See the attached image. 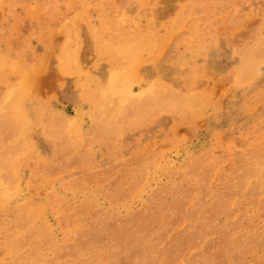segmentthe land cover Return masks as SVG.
<instances>
[{
    "label": "rangeland",
    "instance_id": "374dc122",
    "mask_svg": "<svg viewBox=\"0 0 264 264\" xmlns=\"http://www.w3.org/2000/svg\"><path fill=\"white\" fill-rule=\"evenodd\" d=\"M90 1V5L53 13L42 12L35 0L0 5V55L10 56L0 66V110L8 95L29 83L25 105L29 114L22 124L34 147V154L17 157V173L14 179H8V193L0 196V262L8 253L10 264H56L52 259L55 246L76 239L79 232L86 236L97 232V225H85L93 222V216L102 225L101 235L119 226L109 225L108 218L115 216L114 212L133 225L132 219L147 213V205L155 196L175 181L178 183L177 177L173 180L166 173L169 168H162L192 166L208 149L222 163L207 187L215 192L233 162L225 155L231 149L241 150L246 143L264 139L258 125L264 124V62L260 58L254 61L244 83H240L239 71L248 59L250 46L264 35V0ZM97 7L108 19L127 18L129 25L117 30L124 33L120 41L123 51L99 53V42L104 46L109 43V26L108 19L103 21L97 13ZM173 20H180L182 28L165 43L161 32ZM151 26L157 32L154 45L161 46L155 54L148 47ZM191 43L203 49L188 65L178 64L179 57H191L186 51ZM75 50L83 54L80 64L69 57V52ZM111 73L131 82L128 94L132 97L157 88V97H150L147 109L142 110L148 113L130 118L111 146L98 144L86 151L78 146L81 136L75 135L65 144L67 161L62 163L60 158L47 155L53 142L44 137L33 109L39 103L51 106L67 117L66 132L74 131L72 127L78 124L79 131L87 135L94 130L90 113L95 109L90 99L83 98L96 93ZM255 73L257 77L253 78ZM158 79L165 81L168 89ZM191 85L199 88L187 92L196 94L197 102L185 112L171 110L167 104L185 96ZM125 99H121V106ZM199 99L204 102L197 105ZM102 100L108 101L109 97ZM99 117L107 134V129L114 133L111 126L115 123L124 124L125 114L109 115L105 111ZM137 173L141 179L133 183ZM120 186L124 189L122 201H115ZM163 198L173 200L165 193ZM187 200L181 194L176 208L164 213L165 222L173 220L169 233L176 253L173 257L156 256L152 264L176 260L180 264H242L241 259L245 264H264L263 210L254 211L247 223L253 233L239 235L245 242L240 245L241 254L235 250L226 252L224 237L213 234L202 248L185 257L183 248L188 236L201 225L192 223L184 228L179 223ZM30 215L35 217L24 226L23 220ZM42 225L50 229V234L36 239L34 234L43 229ZM8 235L15 246L1 242ZM104 251L111 250L106 247ZM202 254L212 256L213 262L206 258L200 261ZM74 258L68 254L60 264H76Z\"/></svg>",
    "mask_w": 264,
    "mask_h": 264
},
{
    "label": "bare ground",
    "instance_id": "6f19581e",
    "mask_svg": "<svg viewBox=\"0 0 264 264\" xmlns=\"http://www.w3.org/2000/svg\"><path fill=\"white\" fill-rule=\"evenodd\" d=\"M35 1L38 2L37 6L43 9L41 10L42 12L48 11L52 13L57 10H65L68 7L74 9L76 5H90L92 3L90 0ZM5 2L16 5L23 3L24 0H0V5ZM36 11L40 12L39 10ZM96 11L103 21L108 19V15L102 13L103 10L100 7H97ZM151 21H154V16L152 15ZM125 25H129V22H127V18L124 16L120 18L110 17L108 19L109 29L106 34V39H108L109 43L107 46H104L99 42L98 50L100 54L112 50L118 52L123 51L120 41L124 38V33L118 32L117 30L123 29ZM169 25L165 32H161L165 37V43L169 42L168 40L171 38V35L182 28V22L180 20H173L169 22ZM89 31L91 30L89 29ZM149 34L152 37V41L148 47L153 53L155 51L157 53V48L161 47L160 44L154 45L157 32L152 29ZM137 42L139 43L140 40ZM173 47L175 49V46ZM201 49H203L201 45L198 47L197 43H191L186 48V51L190 52L191 57H179L177 60L178 64L188 65L192 61V58L198 56V51ZM153 53L152 55L155 54ZM248 53L247 61L244 60L242 62L239 70L240 83L247 81L246 79L251 70L250 67L257 58H260L264 62V35L260 37L257 44L250 46ZM80 55L82 56L83 54L76 50L69 52V57L76 64H80L82 61ZM7 59L9 61L10 56L0 55V66ZM8 65H10L9 62ZM252 77H257V74L255 73ZM158 80L162 83L163 87L168 89L165 81ZM28 84H25L22 89L8 95L3 100L2 110H0V196L3 193H8V179H14L17 173L16 168L19 159L17 157L34 154V147L31 145L32 142L24 131L26 126L22 124L29 114V109L25 108L31 89ZM131 85V82L124 81L120 75L111 73L106 83L98 88L96 93L87 98H83V100L90 99L95 109L93 114L90 113L94 130L87 135L79 131L78 127H76L78 124L72 127L75 129L74 131L66 132L64 128H68V126L64 121H68L67 117L55 112L51 106H47L46 104L41 106L42 103H39L33 109V117L43 127L44 137L53 142V149H50L47 155L54 157L56 160L60 158L59 161L62 163L67 161L69 153L65 144L69 143L75 135L81 136L78 146L80 149H86V151H92L93 147L98 144L113 145L114 141L118 139L121 130L127 127L128 120L136 115L147 114L148 111L142 110L147 109L148 99L150 97H157L158 95L157 88H153L142 92L139 96L132 97L128 94L131 90ZM198 89V86H189L188 90L184 93L186 95L182 98L176 97L177 101L167 104L168 107L178 112L187 111V107L197 102L195 100L196 94L189 95L187 92ZM104 97H109V100L103 101L102 98L104 99ZM124 97L127 100L125 99L126 103L121 106V99ZM201 100L204 102L203 99ZM201 100H198L197 105L201 104ZM10 109H13V112ZM105 111L109 112V115H115L117 112H123L125 114L122 120L124 124L120 125L119 123H115L111 126L114 129V133L110 129H107V134H105L101 126L102 121L99 116ZM60 118L63 121L62 123ZM25 125L27 124L25 123ZM258 125H260V130L264 132V124L259 123ZM188 150L186 149L187 153H190L191 151L188 152ZM200 157L202 158L201 161L192 166L188 165L186 167L172 169L170 165H165L162 168L164 171L169 168L170 170L166 171V173L171 175L170 177L173 180L177 177L179 179L178 183L175 181L172 187L164 188L158 196H155L147 205V213L139 214L132 219L134 222L133 225H130L122 217L118 218L117 213L114 212L115 216L108 218L109 225L116 224L119 226H113L109 233L101 235L100 230L102 225L100 222H96L98 220L93 216L90 218L93 222H88L85 225H97V232H92L88 236L85 235L86 233L81 234L79 232L76 235V239L67 240L64 245L55 246L52 249L53 261L56 264L63 263L65 262V256L68 254L75 257L76 264H152V259L156 256L160 257L165 254L173 257L176 253L175 249H177L175 246V249L171 248L172 236L169 231L171 230L173 220L165 222L166 217H164V213L166 214L167 211L176 208L181 194L188 200L183 205L185 213L183 218L179 220V223L184 228L190 225L192 226V223L201 224L198 230L193 231L188 236L190 238L183 248L186 252L184 256L189 257L195 249L202 248L204 243L213 234L224 237L227 246L225 249L226 252L235 250L238 254H241L242 250L240 245L245 244V242L239 239V235L253 233V230L247 223H250V220L254 217V211H264V139L258 143H246L241 150L237 148L231 149L225 155L226 158H231L233 162L226 174L224 183L215 192H212L207 187L210 185L216 169L222 163L214 156L211 149L205 150V154ZM171 169L175 170V172L172 173ZM140 179L141 174H135L133 183L138 182ZM137 184H142V181ZM118 191L119 193L114 200L122 201L124 193L123 187L120 186ZM164 193L170 195L173 200L169 201L164 199ZM178 194L180 195L178 196ZM38 213L36 212L35 214ZM32 217L35 216H27L23 220V225H29ZM47 234H50V229L43 226V229L34 235L36 239L42 240ZM157 236H159L160 241H157ZM1 242L8 246H15V242L12 243L13 238L9 235L7 237L4 236ZM106 247L111 251L105 252L104 248ZM6 254L0 263L10 264L9 254ZM225 256L227 257L226 254ZM204 258L210 263L213 262L212 256L202 254L200 261H203ZM67 263L70 264V262ZM180 263L181 261L176 260L172 261L171 264ZM241 263L245 264L244 259H241Z\"/></svg>",
    "mask_w": 264,
    "mask_h": 264
}]
</instances>
